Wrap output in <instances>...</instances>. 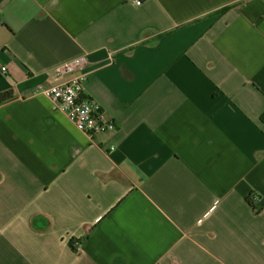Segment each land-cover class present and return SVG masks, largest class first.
Masks as SVG:
<instances>
[{
	"label": "crops",
	"instance_id": "0c3cea01",
	"mask_svg": "<svg viewBox=\"0 0 264 264\" xmlns=\"http://www.w3.org/2000/svg\"><path fill=\"white\" fill-rule=\"evenodd\" d=\"M81 55L92 139L38 91ZM3 65L0 264H264V0H0Z\"/></svg>",
	"mask_w": 264,
	"mask_h": 264
},
{
	"label": "built area",
	"instance_id": "2783aa9c",
	"mask_svg": "<svg viewBox=\"0 0 264 264\" xmlns=\"http://www.w3.org/2000/svg\"><path fill=\"white\" fill-rule=\"evenodd\" d=\"M142 1L132 0L134 4ZM86 64V56L81 55L55 65L51 69L50 83L40 85L38 91L48 97L53 111L65 114L77 130L92 139L97 134L114 131L116 125L95 101L83 94V83L87 76L83 70ZM0 72L6 76L5 65L0 67ZM255 195L259 200V195Z\"/></svg>",
	"mask_w": 264,
	"mask_h": 264
},
{
	"label": "trees",
	"instance_id": "16d2710c",
	"mask_svg": "<svg viewBox=\"0 0 264 264\" xmlns=\"http://www.w3.org/2000/svg\"><path fill=\"white\" fill-rule=\"evenodd\" d=\"M11 96V93L10 92H5V93H2L0 94V102L2 101H5L7 100L8 98H10ZM261 121L264 122V112L263 114L261 115ZM246 202L249 204V206H251V208L255 211V212H258L259 211V206L257 205V198H256V195L255 193H249L247 196H246Z\"/></svg>",
	"mask_w": 264,
	"mask_h": 264
}]
</instances>
